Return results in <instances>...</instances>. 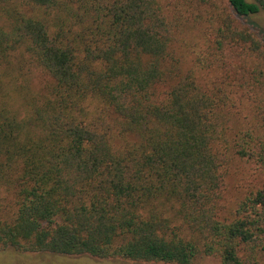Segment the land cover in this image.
<instances>
[{
  "label": "trees",
  "instance_id": "obj_1",
  "mask_svg": "<svg viewBox=\"0 0 264 264\" xmlns=\"http://www.w3.org/2000/svg\"><path fill=\"white\" fill-rule=\"evenodd\" d=\"M194 8L0 0V250L258 264L264 186L231 217L221 202L235 157L264 173V39L237 19L264 0L217 8L190 64ZM242 100L253 121L232 134Z\"/></svg>",
  "mask_w": 264,
  "mask_h": 264
},
{
  "label": "rangeland",
  "instance_id": "obj_2",
  "mask_svg": "<svg viewBox=\"0 0 264 264\" xmlns=\"http://www.w3.org/2000/svg\"><path fill=\"white\" fill-rule=\"evenodd\" d=\"M174 2V0H171ZM196 8L193 11H184L186 18V36L184 49L186 51V59L190 63L192 57L201 51L203 45V35L205 29H208V17L217 13L218 9L227 5V0H207L201 3L200 0H193ZM188 6L187 8H190ZM218 8V9H217ZM200 18L198 24H194V17ZM240 23L249 26L262 39H264V13L252 19H246L237 16ZM192 26V30H188ZM191 64V63H190ZM34 85L40 86L44 82V78L38 70L32 68ZM253 121L252 109L250 103L242 100L237 103L235 108V116L230 125V132L233 134L241 127ZM264 186V173L253 163L235 157L230 165V172L227 178L226 190L221 202L222 216H233L239 204L250 194L251 191ZM0 264H164V263H141L126 260H110L96 259L94 257L84 256H66L57 254H38V253H21L13 249L0 250ZM199 264H221L217 257H203L199 260ZM258 264H264V254L259 258Z\"/></svg>",
  "mask_w": 264,
  "mask_h": 264
}]
</instances>
